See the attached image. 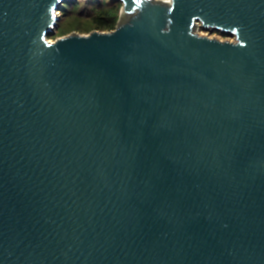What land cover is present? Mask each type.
Returning a JSON list of instances; mask_svg holds the SVG:
<instances>
[{
    "label": "water",
    "instance_id": "obj_1",
    "mask_svg": "<svg viewBox=\"0 0 264 264\" xmlns=\"http://www.w3.org/2000/svg\"><path fill=\"white\" fill-rule=\"evenodd\" d=\"M67 1L0 0V264H264V0Z\"/></svg>",
    "mask_w": 264,
    "mask_h": 264
},
{
    "label": "rangeland",
    "instance_id": "obj_2",
    "mask_svg": "<svg viewBox=\"0 0 264 264\" xmlns=\"http://www.w3.org/2000/svg\"><path fill=\"white\" fill-rule=\"evenodd\" d=\"M76 5H68L66 8L61 6L62 8L60 9V14L61 18L58 21V27L55 31V33L49 37L50 40L55 41L60 36H66L70 34H74V32L81 33V34H88L92 30H98L93 27H90V22H89V17L88 15L90 13H95L99 9L97 6L99 2L103 5L107 4L109 2L108 0H74ZM116 4V3H114ZM104 5V6H105ZM106 7V6H105ZM122 8V7H121ZM121 8L119 9V18H118V23L122 22V17L123 14L121 15ZM67 11V12H66ZM77 24H80L82 27H79ZM79 27V28H78ZM83 27H88V29H84ZM200 34L201 33H207L210 34L213 37H217L219 39H228V40H235L234 36H230L227 34H222L221 32L219 33L218 31H213L210 33L207 30H201V28L198 30Z\"/></svg>",
    "mask_w": 264,
    "mask_h": 264
},
{
    "label": "trees",
    "instance_id": "obj_3",
    "mask_svg": "<svg viewBox=\"0 0 264 264\" xmlns=\"http://www.w3.org/2000/svg\"><path fill=\"white\" fill-rule=\"evenodd\" d=\"M107 4L104 6L101 2L97 3L99 9L95 11V13H90L88 15L90 27L98 29L100 31H107L115 29L118 25V18H119V9L122 7L121 3L115 0H108ZM116 3V4H114ZM76 5L74 0H69L63 4V7L66 8L68 5ZM67 12V11H66ZM79 27H82L80 24H77ZM78 27V28H79ZM85 30L88 27H83ZM52 36V35H50Z\"/></svg>",
    "mask_w": 264,
    "mask_h": 264
}]
</instances>
